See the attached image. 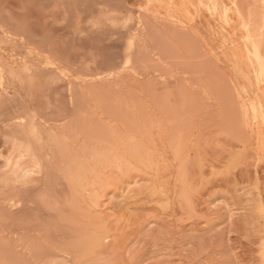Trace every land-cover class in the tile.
<instances>
[{"label":"rangeland","instance_id":"374dc122","mask_svg":"<svg viewBox=\"0 0 264 264\" xmlns=\"http://www.w3.org/2000/svg\"><path fill=\"white\" fill-rule=\"evenodd\" d=\"M214 1L0 0V264H264V0Z\"/></svg>","mask_w":264,"mask_h":264},{"label":"bare ground","instance_id":"6f19581e","mask_svg":"<svg viewBox=\"0 0 264 264\" xmlns=\"http://www.w3.org/2000/svg\"><path fill=\"white\" fill-rule=\"evenodd\" d=\"M216 1V0H215ZM214 1V2H215ZM203 3H204V1H202ZM201 4V3H200ZM215 3H213V6H215L214 5ZM205 5H207L206 3H205ZM202 6V5H201ZM210 6V5H209ZM205 8H206V6H205ZM209 9V8H208ZM214 9V8H213ZM215 11V10H214ZM209 12V11H208ZM211 14V13H210ZM215 15V14H214ZM220 15V14H219ZM228 15V14H227ZM225 16V15H224ZM228 17V16H227ZM224 18V17H223ZM225 18H226V16H225ZM225 18L223 19V20H225ZM228 22H229V20H228ZM231 23H232V21H231ZM255 71V70H254ZM258 72V71H257ZM255 74V73H254ZM257 74V73H256ZM260 76H262V78L264 79V69H262V71H260ZM256 77L258 78V75H256ZM258 79H260V78H258ZM262 81V80H261ZM254 113V112H253ZM255 118V117H254ZM252 120V119H251ZM254 120H256V118L254 119ZM256 122V121H255ZM252 123V122H251ZM251 123L249 124L250 126H251ZM253 124V123H252ZM254 126V125H253ZM252 127V126H251ZM255 127V126H254ZM253 127V128H254ZM253 128H251V129H253ZM254 130V129H253ZM253 130H252V132H253Z\"/></svg>","mask_w":264,"mask_h":264}]
</instances>
